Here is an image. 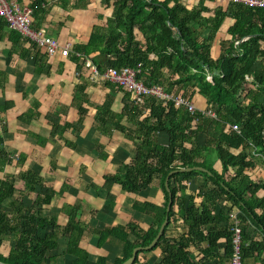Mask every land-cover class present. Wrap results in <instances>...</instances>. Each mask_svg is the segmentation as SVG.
<instances>
[{"label":"trees","instance_id":"16d2710c","mask_svg":"<svg viewBox=\"0 0 264 264\" xmlns=\"http://www.w3.org/2000/svg\"><path fill=\"white\" fill-rule=\"evenodd\" d=\"M78 1L73 9H79ZM82 1L87 7L90 0ZM101 1L105 9L112 10L111 18L107 19L106 27L93 29L87 44L73 48L71 56L77 58V64L80 58L90 59L101 73L108 68L135 69L142 65L139 78L145 84L162 86L170 96L182 92L179 94L190 102L195 96L202 97L207 101V109L217 113V119L197 111L190 114L170 102L155 99H147L139 107L125 106L120 117L113 114L110 96L97 106L95 130L109 138L112 130L121 132L136 144V154L130 161L121 162L114 174L104 175L101 189L94 183L88 189L99 197L102 192L111 207L116 201L115 185L125 193L137 194L159 179L164 194L162 206L147 202L134 204L137 211L154 219L148 231L133 223L93 231L99 235L98 248L106 245L119 248L124 257L115 264H124L135 249L149 247L166 220L169 193L165 182L169 173L202 167L208 172H177L170 176L169 225L152 251L162 250L161 264H231L235 252L234 229L238 227L242 263L254 256L263 260L264 180L254 181L246 172L254 170L259 162L264 166V8L230 2L226 10L220 6L207 18L209 8L205 0H199L192 9L186 8V0ZM46 5L48 0H33L29 5L34 30H39L46 19ZM228 19L233 22L228 33L231 39L222 42V55L214 61L211 50ZM101 20L104 16H98V21ZM95 53L99 55L92 59ZM210 77L212 82L208 81ZM74 99L80 113L77 124L61 125L58 114L45 117L51 128L50 140H64L65 146L72 150L78 146V134L88 113L83 106L87 101L86 87H77ZM11 106L7 102L4 109ZM37 106L34 103L32 109ZM145 108L149 110L146 117ZM30 111L20 118L26 125L34 118L35 112ZM125 117L135 128L122 124ZM234 125L238 132L232 130ZM69 130L75 132L74 142L65 138ZM203 136L206 140L201 144L197 138ZM35 139L39 145L49 140L38 136ZM95 150L99 159H108L98 144ZM212 152H216L221 162L220 169L211 159ZM10 157L0 148V171L4 164L11 165ZM25 161L26 156L21 155L18 163ZM51 166L53 169L54 165ZM197 178L204 181L196 193L190 192L187 184ZM69 187L64 183L58 191L47 189L39 172L32 169L0 180V247L7 239L14 242L7 258L0 255V264H44L47 255L56 251L58 242L65 239L66 254L73 258L71 264L88 263L89 255L81 248V240L91 229L83 228L79 222L80 206L64 207L68 218L64 227L57 225V219L42 214L43 207L61 197ZM37 191L32 205L26 206L25 198ZM8 199H13L12 212L4 206ZM233 214H238L237 220ZM175 224L181 226V235L176 239L168 237L169 228ZM96 264H108V260L99 258Z\"/></svg>","mask_w":264,"mask_h":264},{"label":"crops","instance_id":"0c3cea01","mask_svg":"<svg viewBox=\"0 0 264 264\" xmlns=\"http://www.w3.org/2000/svg\"><path fill=\"white\" fill-rule=\"evenodd\" d=\"M20 1L29 6L33 0ZM76 1L48 0V5L45 7L48 11L46 19L41 22L39 27L62 46L71 45L72 55L76 45L89 42L93 29L95 30L98 26L106 27L107 19H110L112 14V10L105 9L101 0H90L87 7H84L86 2L80 0L78 1L79 9H73ZM198 2L199 0H186L184 3L187 9H192ZM230 2V0H205V5L209 8V12L205 16L210 18L214 15L216 8L220 6L226 10ZM98 16H104V20L98 21ZM232 25V20H226L218 33L211 50V58L214 61H218L222 55V42H228L231 39L228 33ZM141 42L144 43L142 38ZM37 51L28 41L11 32L4 22L0 21V148L8 152L12 159L11 165L4 164L3 170L0 171V180L32 169L40 172L47 189L58 191L62 184L69 185V190L61 198L56 197L49 205L43 207V216L57 219V225L64 227L68 219L63 210L64 207L80 205L79 222L91 226L88 228L91 229V233L87 232L81 240V248L89 255L87 264H96L99 258H106L108 264H115L117 260L124 257L123 251L108 245L103 249L98 248L99 239L93 232L101 228L98 227V223L104 222L109 225L108 227H116L126 226L128 222L148 231L154 219L148 213L137 211L134 204L147 202L162 206L164 194L160 188L159 179H156L150 188L137 194H121L120 187L115 185L114 194L116 197L121 196L115 208L117 216L114 217L113 213L107 214L108 212L103 210L106 205H109L105 201V195L101 192L102 196L99 197L91 189H88V185L94 183L102 188L105 183L104 175L114 174L121 162H128L134 158L136 144L115 129L112 130L110 138L99 134L95 130V119L97 106L103 105L108 96L112 98L111 109L117 117H120L127 105L139 106L135 105L131 95L126 91L101 81H94L91 70L85 67L87 63L92 64L90 59L80 58L81 60L77 64V58L73 56L68 59L60 57L50 59L43 58ZM98 55L95 53L91 58L98 57ZM79 73L80 76H78ZM165 78L167 79L166 75ZM79 86L86 87L87 101L83 103V106L88 110V113L85 115L83 126L78 134L80 136L78 146L76 150H72L65 146L64 140H50L51 128L45 117L51 113L58 114L61 117V125L77 124L80 120V113L74 98ZM111 89H114L115 92ZM179 93L177 95H181ZM7 102L12 103L13 106L5 110ZM34 103H37L38 106L32 109ZM191 103L195 104L194 106L198 110H205L208 106L207 101L199 96H195ZM29 111L35 112L34 118L29 125H26L20 121V118ZM143 113L146 117L149 110L145 108ZM122 124L125 127L135 128L132 123H128V117H125ZM92 134L97 138H92ZM35 136L49 140L46 141V144L39 145L36 143ZM75 136L74 130L65 133V138L73 142ZM45 139L43 140L45 141ZM197 140L203 144L206 137H198ZM96 144L108 154L107 160L99 159V153L95 150ZM249 152L252 151L249 150ZM62 154H65V158L62 157ZM21 155L26 156V161L23 164L18 163ZM214 159L213 157L212 160L215 161ZM51 161L55 162L54 171H51ZM214 164L217 169H220L221 162L219 160H216ZM83 167L85 170L82 174L81 168ZM246 174L254 181H263L264 166L259 162L254 170H250ZM203 181L202 178H197L192 183L190 181L187 184V189L196 193ZM38 193L39 191L32 193L29 198L34 201ZM18 197L19 192L17 191L16 198ZM101 210L102 212H99ZM175 212H177L176 209ZM46 232L49 233L48 230ZM180 235V225L175 224L169 228L168 237L176 239ZM132 239L135 242V238ZM67 242V239L60 240L56 251L47 255L44 264H71L73 258L66 254ZM13 243L12 238L6 241L0 247V255L7 258L14 247ZM141 253L143 254L139 256L137 264L162 263L163 252L160 248L156 251ZM262 259L254 256L243 264H263L264 255Z\"/></svg>","mask_w":264,"mask_h":264},{"label":"built area","instance_id":"2783aa9c","mask_svg":"<svg viewBox=\"0 0 264 264\" xmlns=\"http://www.w3.org/2000/svg\"><path fill=\"white\" fill-rule=\"evenodd\" d=\"M231 2L243 4L246 7L264 8V0H232ZM0 21L4 22L11 32L24 38L35 49L42 51L50 59L58 56L69 58L72 54L70 46L62 48L60 43L47 35L45 30H34L32 28V10L22 4L20 0H0ZM87 68L91 70L94 81H101L123 89L131 95L135 105L140 106L147 99H156L164 103L170 102L176 108H183L190 114L197 111L203 113L205 117L217 119V113L212 110H198L194 104L181 95L170 96L162 86H148L145 84L139 78L142 74V65H138L135 69L109 68L102 73L98 72L96 67L90 63L87 64ZM208 81L212 82V77L208 78ZM232 130L239 131L236 125L232 126ZM233 216L236 218L235 214ZM234 233L235 252L231 264H243L240 252L241 231L236 227Z\"/></svg>","mask_w":264,"mask_h":264},{"label":"rangeland","instance_id":"374dc122","mask_svg":"<svg viewBox=\"0 0 264 264\" xmlns=\"http://www.w3.org/2000/svg\"><path fill=\"white\" fill-rule=\"evenodd\" d=\"M232 1V0H231ZM234 3V2H233ZM236 4H238V3H236ZM241 5H243V4H241ZM27 6V5H26ZM29 7V6H28ZM248 7V6H247ZM30 8V7H29ZM249 8H252V7H249ZM31 9V8H30ZM32 21H33V14H32ZM8 28V27H7ZM47 33V32H46ZM48 35V34H47ZM61 45V44H60ZM66 46H70L71 47V52H72V46L71 45H66ZM66 46H62L61 45V47L62 48H65ZM58 57H60V58H63V57H61V56H58ZM57 58V57H56ZM70 58V57H69ZM65 59H68V58H65ZM88 64V63H87ZM85 67L87 68V66L85 65ZM87 69H89V68H87ZM109 69V68H108ZM78 76H80V73L78 74ZM118 88V87H117ZM118 89H121V88H118ZM121 90H123V89H121ZM123 93H125L124 91H123ZM156 100V99H155ZM158 101H161V100H158ZM163 102V101H162ZM164 103V102H163ZM195 105V104H194ZM196 107V106H195ZM197 108V107H196ZM92 136V138H97V137H95V135L94 134H92L91 135ZM97 153H98V151H96ZM67 155V154H66ZM93 155H95L94 153H93ZM62 157H64L65 158V154H62ZM213 157L215 158L214 160L216 161L217 160V154H216V152H212V159H213ZM54 161H51L50 162V164L51 165H54ZM55 169L53 168V169H51V171H54ZM84 173V170L82 169V174ZM39 175H40V172H39ZM105 184V183H104ZM63 185V184H62ZM120 187V186H119ZM17 188H18V190L20 189V185L18 184L17 185ZM121 188V187H120ZM99 189H101V188H99ZM68 191V190H67ZM66 191V192H67ZM121 192V194H125V192H123V191H120ZM65 193V192H64ZM63 193V194H64ZM63 194H62V196H63ZM61 196V197H62ZM59 198H61L60 196H58ZM121 196H118V197H116V201H115V204H114V206H109V205H106V208H108V209H103V210H105V211H107L108 213L107 214H109V213H113L114 214V217L115 216H117V210H115V208H116V206H117V203H118V201H120V198ZM25 200H26V206L27 205H31V202H33L32 201V198H29V196H27L26 198H25ZM13 201V199H8V200H6L5 202H4V206L6 207V211H9V212H12V206L10 205V203ZM106 201V200H105ZM107 204V203H106ZM75 206V205H74ZM77 206H80V205H77ZM81 208V207H80ZM110 209H114V210H110ZM82 212H84V211H82ZM99 212H102V210L101 211H99ZM99 212H98V214H99ZM235 216H236V220L238 219V214H235ZM106 217H108V216H106ZM127 224L128 225H130L128 222H127ZM134 224V223H133ZM81 225H83V228H85V229H87V228H90L91 226H89V225H84L83 223H81ZM98 227H101V228H98V230L99 231H103L104 229H107V228H109L108 226L109 225H107L106 223H102V224H99L98 223ZM135 225V224H134ZM127 226V225H126ZM110 227H112V226H110ZM97 237H98V239H99V235H97ZM96 239V238H95ZM9 239H7V241H8ZM90 242V241H89ZM14 244V243H13ZM87 252V251H86Z\"/></svg>","mask_w":264,"mask_h":264},{"label":"water","instance_id":"95a60500","mask_svg":"<svg viewBox=\"0 0 264 264\" xmlns=\"http://www.w3.org/2000/svg\"><path fill=\"white\" fill-rule=\"evenodd\" d=\"M190 171L208 172L205 168H202V167H192V168H182V169L174 170V171L169 173V175H168V177L166 179V182H165L166 189H167V191L169 193V202H168V206H167L166 220H165L164 224L162 225V227L160 228L159 234L156 237V239L152 242V244L149 247H147V248H137V249H135L131 259H129L124 264H135L139 253H141V252H150L157 246L158 242L163 237L164 232H165L166 228L169 225V214L171 212V205H172V195L170 193V181H169V178H170L171 175H173V174H175L177 172H179V173H187V172H190Z\"/></svg>","mask_w":264,"mask_h":264}]
</instances>
